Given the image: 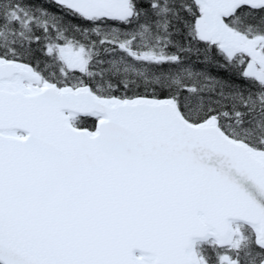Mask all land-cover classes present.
<instances>
[{
  "label": "snow or ice",
  "instance_id": "obj_1",
  "mask_svg": "<svg viewBox=\"0 0 264 264\" xmlns=\"http://www.w3.org/2000/svg\"><path fill=\"white\" fill-rule=\"evenodd\" d=\"M0 264H264V0H0Z\"/></svg>",
  "mask_w": 264,
  "mask_h": 264
}]
</instances>
